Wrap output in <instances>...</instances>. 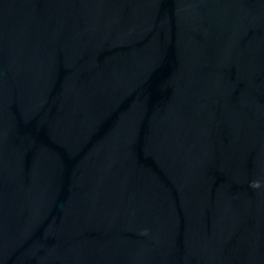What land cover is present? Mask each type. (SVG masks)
I'll use <instances>...</instances> for the list:
<instances>
[{"label":"water","instance_id":"obj_1","mask_svg":"<svg viewBox=\"0 0 264 264\" xmlns=\"http://www.w3.org/2000/svg\"><path fill=\"white\" fill-rule=\"evenodd\" d=\"M0 264H264V0H0Z\"/></svg>","mask_w":264,"mask_h":264}]
</instances>
